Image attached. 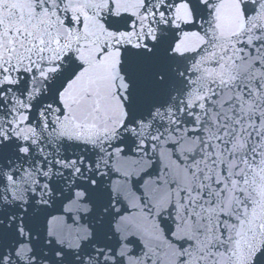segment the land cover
<instances>
[{"label": "snow or ice", "instance_id": "snow-or-ice-1", "mask_svg": "<svg viewBox=\"0 0 264 264\" xmlns=\"http://www.w3.org/2000/svg\"><path fill=\"white\" fill-rule=\"evenodd\" d=\"M0 264H264V0H0Z\"/></svg>", "mask_w": 264, "mask_h": 264}]
</instances>
